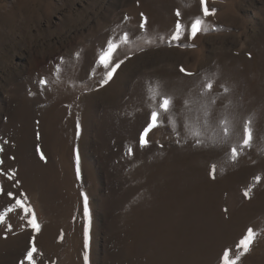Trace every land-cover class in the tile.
Returning <instances> with one entry per match:
<instances>
[{
    "label": "rangeland",
    "instance_id": "1",
    "mask_svg": "<svg viewBox=\"0 0 264 264\" xmlns=\"http://www.w3.org/2000/svg\"><path fill=\"white\" fill-rule=\"evenodd\" d=\"M206 4L214 14L200 0H0V212L12 192L40 225L8 213L0 264H19L33 236L36 264H221L248 228L239 264H264V0ZM124 33L102 84L98 52ZM157 85L173 106L142 145Z\"/></svg>",
    "mask_w": 264,
    "mask_h": 264
},
{
    "label": "snow or ice",
    "instance_id": "2",
    "mask_svg": "<svg viewBox=\"0 0 264 264\" xmlns=\"http://www.w3.org/2000/svg\"><path fill=\"white\" fill-rule=\"evenodd\" d=\"M201 5L203 6V15L209 16L211 14L215 13V9H212L211 12L209 8L207 7L206 0H200ZM176 15L179 17L180 12L177 11ZM141 16H143V13H141ZM127 18V17H126ZM147 23V18H144V22L141 23L140 27L144 28ZM186 30V26L181 23L180 20H177L175 23V30L171 36L172 40H179L181 36L184 34ZM190 31L191 36L194 38L199 32L206 31V28L204 27V21L197 17L195 18L190 25V28L187 29ZM129 42V35L128 33H124L119 40H113L108 39L106 46L102 47L100 51L98 52L96 64L99 66H102L105 69L104 72V79L102 80V84H107L112 78L116 70L120 67V65L124 62L123 60H120L118 62L113 61V57L116 55L119 47L121 44H126ZM77 56H79V53H76ZM61 60H63V57H61ZM181 72H186V70L181 67ZM187 75L191 76L193 75L190 72H186ZM41 84H46L47 81L41 80ZM213 84L212 81H208L207 84L204 86L205 91L211 90ZM225 92L228 91L227 88L224 89ZM150 92V98L155 101L157 97H160V101L158 104V107L153 108L151 113V120L148 123L147 127L144 128L143 133L141 134V144H146L147 140L145 137L147 136L148 132L157 126V123L160 120L161 113H168L172 106H173V97L169 95H162L159 91V86L149 88ZM187 104L188 101H185ZM207 115V113H205ZM221 124L224 127V132H228V121L223 120L221 121ZM244 139H243V145L244 146H251V141L253 137V130L251 128V122H247L244 124ZM194 135H199V132H195ZM197 143H200L198 140ZM0 151H3L2 147H0ZM37 151L39 150V146H37ZM131 151V150H130ZM238 155L237 149L234 147L232 149V159L235 160ZM41 159H45L43 152H40ZM0 164H3V161L0 160ZM77 174H79V157H77ZM15 175L13 172L12 175H9L8 178L12 179V177ZM254 179L259 182L260 177H254ZM18 184L19 181H16ZM250 189L245 190L244 195L246 197L249 196ZM0 193H3V188L0 187ZM7 195L14 199V203H12L9 207L5 208L2 212H0V223L6 222V216L8 213L14 211V210H22L24 213V219H27V224L35 231H40V225L37 223L35 213L32 210V208L26 204V197L20 198L19 196H16L12 192H8ZM84 216L88 219V223L85 225L84 228V236H85V248L88 247V230L90 227V216H89V208H88V197L87 195H84ZM7 228L11 230V225L8 224ZM256 233L252 228H248L247 231L242 235V237L239 239V241L235 244L233 249H225L223 251V255L221 257V264H239V261L241 260L242 256H245L248 254L252 246L255 243L256 239ZM35 236L32 237L30 241V247L26 251V254L24 255V258L19 261V264H25V261L28 262V264H36V261L34 259V254L37 253L38 249L36 248L35 243ZM85 264H87L88 261V255L85 253L84 255Z\"/></svg>",
    "mask_w": 264,
    "mask_h": 264
}]
</instances>
